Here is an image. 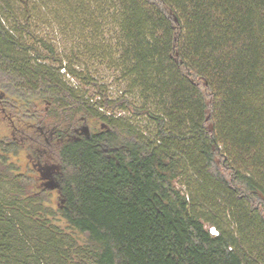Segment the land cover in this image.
I'll return each instance as SVG.
<instances>
[{"label":"trees","instance_id":"16d2710c","mask_svg":"<svg viewBox=\"0 0 264 264\" xmlns=\"http://www.w3.org/2000/svg\"><path fill=\"white\" fill-rule=\"evenodd\" d=\"M27 2L0 0V117L48 182L15 174L23 147L0 137V264H264V0H52L92 45L112 20L140 106L34 37ZM50 190L84 244L51 223Z\"/></svg>","mask_w":264,"mask_h":264},{"label":"rangeland","instance_id":"374dc122","mask_svg":"<svg viewBox=\"0 0 264 264\" xmlns=\"http://www.w3.org/2000/svg\"><path fill=\"white\" fill-rule=\"evenodd\" d=\"M23 4L17 6L18 10L16 11L19 18L22 20L25 12H23ZM57 4L52 2V0H28L26 9L30 15V31L34 37L42 39L46 44L50 45L57 58L63 59L68 65L76 71H86L87 74L94 77L100 85H103L107 89V96L109 100H114L120 97L121 95L128 94L130 101L140 106L142 104L141 99L138 97L137 93L130 92L127 84L123 81H120V73L118 70H115L112 63L110 62L112 53V44L114 39L113 35V25L112 20L104 15V24L103 19L96 15V20L101 23L99 26L100 36L94 42H98L100 45H92L91 39L88 37V40L82 39L79 36L78 28L72 24V20H69L64 16L62 10L57 8ZM103 23V25H102ZM86 30V29H85ZM87 32V30H86ZM24 41L27 44L34 43V40L25 36ZM88 43V45H85ZM42 54L48 55V52L40 46V43L34 44ZM76 62V64H72ZM62 74L64 70L60 71ZM65 79L68 83L74 87L79 88L85 92L86 97L91 98L93 101L98 100V90L91 87L84 86L78 80L65 76ZM45 103L39 105L38 109L40 115L43 116L45 110ZM105 114H116L123 115L124 113H118V111L112 110H102ZM53 119L47 118L45 122L52 121ZM139 123L145 125L147 121L143 118ZM86 125L89 132L99 131L100 125L92 119L86 121H81L77 128ZM34 126V124H33ZM35 128V126H34ZM31 133H35L33 130ZM20 134L16 133L11 125L3 118L0 117V137H12L16 138L17 142L22 145V149L16 155H8V160L12 163L15 168V174H25L32 177L35 188L40 190L42 189V184L47 183V179H42L39 167H43V162H38L35 158V150H30L28 144H24V141L19 137ZM45 206L50 208L55 216L51 217V223L56 227L60 228L67 234L72 235L79 244H84V237L77 231L69 228L65 220L60 216L58 210L61 206L60 196L56 190H50L47 192ZM214 232V230H211Z\"/></svg>","mask_w":264,"mask_h":264},{"label":"flooded vegetation","instance_id":"af4514ba","mask_svg":"<svg viewBox=\"0 0 264 264\" xmlns=\"http://www.w3.org/2000/svg\"><path fill=\"white\" fill-rule=\"evenodd\" d=\"M76 133H79V134H84V133H87L89 132L88 130V127L86 125L78 128L77 130H75Z\"/></svg>","mask_w":264,"mask_h":264}]
</instances>
